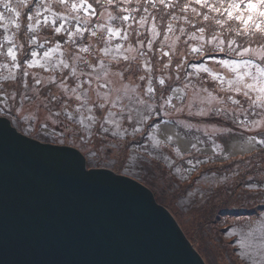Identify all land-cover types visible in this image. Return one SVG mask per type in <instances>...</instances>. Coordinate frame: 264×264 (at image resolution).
<instances>
[{
  "label": "rangeland",
  "instance_id": "374dc122",
  "mask_svg": "<svg viewBox=\"0 0 264 264\" xmlns=\"http://www.w3.org/2000/svg\"><path fill=\"white\" fill-rule=\"evenodd\" d=\"M187 2L173 0L177 4L175 8H165L163 5L152 8L141 0V4L148 7L149 11L144 13L141 8L140 12L131 13L135 21L129 20L123 25L127 28V40L115 37L107 41L105 34L102 41L99 34L92 37L90 32H85L82 39H76V45L66 42L67 34H57L51 25L42 27L37 33L25 35L23 25L26 18L22 15V28L17 38L24 48L18 53L19 59H31L33 49L42 55L59 43L61 51L54 55L53 60L61 52L70 64L74 56L83 58L75 61L79 81L68 75L67 69L63 72L60 69L55 72L31 69L30 73H35L36 78L43 82L36 85L30 75L27 89L19 77L17 81L7 83L6 90L0 89V117L10 120L15 129L30 139L79 150L88 160L89 169L104 168L138 180L154 193L155 201L173 215L205 264H264V146L258 143L264 137L256 135L264 129L256 127L254 123L264 121V115L256 114L259 110L253 112L249 109L242 96L221 92L217 87L218 82L213 81L207 73H200L199 76L195 74L201 64L214 72L226 74L228 70L221 68L216 61H239L240 57L235 53L229 54L227 44L226 52H214L213 58H200L191 53V46L203 43L189 39L195 31L192 25L199 27L204 22L201 17L194 16L190 8L186 13L180 11V6ZM94 7H97V13L102 11L98 6ZM127 7L140 5L133 0ZM57 10L62 11L58 7ZM24 11L27 10H22V13ZM109 11L113 15L120 14L113 9ZM142 15L149 16L144 27L138 23ZM173 15L179 19L172 20ZM185 15L191 24L181 18ZM152 16H155L154 21ZM106 18L107 13L103 17H93L91 27L94 29L98 23H109ZM169 22L175 26L174 33L166 32ZM59 23L57 21V25ZM110 23L114 27L122 25L120 20ZM153 23L161 34L149 50L147 43L151 39ZM73 24L70 21L66 27H72ZM181 27L185 30L183 34L179 31ZM13 31L15 29L10 28L5 33L0 28V42L3 41V35ZM210 32L211 29L206 32V39L210 38ZM30 35H36L37 44L43 47L30 45ZM165 35L171 39L165 41ZM177 36L179 40L173 45ZM229 36V33L224 32L222 38ZM232 38L238 42L247 39ZM138 41H143V47ZM214 43L205 47H214ZM117 44L122 45L119 51L116 50ZM77 45L90 46V53H80ZM106 46L111 48L108 56L101 51ZM247 46L260 48L257 42ZM129 47L139 51L128 52ZM162 51L169 52L171 57V66L167 69L164 65L169 63V56H162ZM139 52L146 55L141 56ZM124 55L130 59L125 61L122 58ZM185 57L187 61L179 72L180 79H177L175 66ZM98 59L104 60L105 68L97 65L93 70L88 67V64H95ZM145 61H150L153 69L154 94L146 92L147 79H139L141 75H146L143 67ZM3 62L5 58L0 57V63ZM186 73L193 75L189 77ZM6 74L7 70H0V75ZM49 76L55 77V83L48 82ZM160 78L165 79L163 86L158 83ZM89 79L92 81L90 88L85 83L83 88L77 89V94L82 97L87 93L84 99L77 101L74 96H70L71 89L77 83ZM61 80L67 85V93L59 87ZM4 83L0 80V84ZM104 84L106 87H98ZM204 88L208 91L202 92ZM195 92H199L200 96L195 98V103L189 108ZM208 93L216 99H211ZM105 94L108 100L115 101V106L105 104L106 110L95 106L103 102L100 97ZM228 95L240 99L243 108L233 104L227 98ZM53 97L57 99L53 100ZM169 98L171 104L165 103ZM65 101L68 111L76 117L75 121L66 119ZM81 104L83 107L77 112ZM201 108L219 111L195 115ZM245 109H248L247 113ZM55 112L61 115L55 117ZM110 112L114 115L109 116ZM81 114L85 118L90 115L96 118V122L87 130L78 123ZM88 123L85 119V124ZM134 129L139 130L134 132Z\"/></svg>",
  "mask_w": 264,
  "mask_h": 264
},
{
  "label": "water",
  "instance_id": "95a60500",
  "mask_svg": "<svg viewBox=\"0 0 264 264\" xmlns=\"http://www.w3.org/2000/svg\"><path fill=\"white\" fill-rule=\"evenodd\" d=\"M0 264H205L139 181L0 117Z\"/></svg>",
  "mask_w": 264,
  "mask_h": 264
},
{
  "label": "snow or ice",
  "instance_id": "6c2138e0",
  "mask_svg": "<svg viewBox=\"0 0 264 264\" xmlns=\"http://www.w3.org/2000/svg\"><path fill=\"white\" fill-rule=\"evenodd\" d=\"M133 0H0V28L4 30L5 33H8L10 28L15 29L11 34L3 35V41L0 42V57L5 58V62L0 63V70H7L6 75H0V80L4 81V84H0V89L6 90L7 83L17 81L18 77L20 82L24 84V87L28 88L27 78L31 75L35 81L36 85H40L43 81L42 79H37L35 73H30L29 70L40 68L45 71L55 72L57 69L68 70V75L76 78L79 81V75L77 74V68L75 66L76 60H83L79 55L72 58L73 63L70 64L67 60L63 58V53L59 57H56L53 60L54 55L57 52L61 51V45L57 43L54 47L50 48L47 51H44L41 55L35 49L31 51V59L21 61L19 59L18 53L22 52L24 45L18 42L17 34L21 31L22 24L21 19L22 15L26 18V23L23 25L25 28V35L37 33L42 27H48L51 25L54 31L57 34L66 33L67 41L73 45H76V39L83 38L85 32H90L92 37H97L99 34V39L104 40L105 34L107 36V41H111L115 37H119L122 40L128 39L127 28L123 25L126 24L129 20L135 21V16L131 15L132 12H140L143 8L144 13H148V7H144L143 4H148L152 8H157L158 5H163L165 8H175L176 3H173V0H135L137 5L140 7L129 8L127 5H131ZM98 6L102 11L97 13ZM57 7L61 10H57ZM189 8L191 13L194 16L201 17L204 22L201 26L197 27L192 25L195 31L191 34L189 39L194 41H203L199 46H191V53L197 54L198 57L203 58L208 56L213 58L214 52L225 53L227 44V52L229 54L235 53L236 56L240 57L239 61L236 59H223L216 61V63L224 69H227L226 74H221L220 72H214L209 67L201 64L195 70V74L199 76L200 73H207L208 76L213 80L217 81V87L221 92L228 94L235 93L238 96L244 98V103L248 104L249 109L256 114L264 115V0H188L187 3L180 6V11L182 13L188 12ZM109 9L116 10L119 15H113L112 11ZM22 10H27L22 13ZM107 13V21L109 23H98L93 29L92 18L99 15L103 17ZM185 21L191 24V20L187 15L181 17ZM151 19L154 21L155 16H152ZM176 16H172V20H177ZM114 20H120L122 25L119 27H114L110 22ZM57 21L60 23L57 25ZM70 21H73L74 24L72 27H66ZM149 21V16H140L138 21L140 27H144ZM131 27V25H128ZM211 29L210 38L206 39V32ZM219 29L220 31H217ZM175 26L172 22H169L166 26V32L174 33ZM151 39L147 43L149 50L153 47V42L160 36V32L157 30V25L152 24L151 27ZM180 33H184V28L179 29ZM224 32L230 34L228 38H222ZM139 35V33H137ZM247 38L243 42H238L237 39L232 37ZM171 39L168 35L164 36V40L167 41ZM179 40V37H175L173 40V45L175 41ZM143 47V41H138ZM214 47H205V45H213ZM252 42H257L260 44L259 49H253L247 45H250ZM28 43L30 45H36V47H43V45L37 44L36 35L28 36ZM187 43V42H186ZM78 51L80 53H90V46H79ZM122 45L117 44L116 50L119 51ZM105 56H108L111 52L110 47H104L101 49ZM128 52L139 51L138 49H133L129 47ZM139 55L145 56L146 53L139 52ZM162 56H169V63L164 65V68L167 69L171 66V57L169 52H161ZM248 56V59L244 57ZM125 61L129 60V56L124 55L122 57ZM113 59H116L113 56ZM135 59V57H131ZM258 60V62H257ZM187 58L185 57L181 62H178L175 66L177 72V79H180L179 72L184 68ZM85 63H87L85 61ZM105 68L104 60L98 59L95 64H88V67L95 70L96 66ZM144 70L146 75H141L140 80L147 79V94H154L155 88L152 86V76L153 71L150 61L144 62ZM84 75V73H80ZM107 75V72H105ZM121 77L123 74H120ZM187 76H192L193 73H186ZM171 78V77H169ZM99 79V77H97ZM49 83H55V77H48ZM87 83L89 88L91 87L92 81L89 79L85 82L77 83L75 88L71 89L70 96H74L77 101H80L86 97L87 93H84V96L77 94L78 88H83L84 84ZM158 83L163 86L165 84V79L160 78ZM226 85V86H225ZM59 87L65 92H68L67 85L61 80ZM98 87H106L104 85H98ZM134 91V90H133ZM202 92H207L206 88L201 89ZM99 96V93H97ZM194 99L192 103L189 104V108L195 103V98H199L200 93L195 92L193 94ZM208 96L211 99H216L212 97L211 93H208ZM228 99L232 100V103L238 105L240 108H243V103L240 99L233 98L232 95H228ZM53 100L57 99L56 97L52 98ZM103 101L95 105L100 109H105V104H111L115 106V101L108 100L105 94L104 97H100ZM85 102H87L85 100ZM203 102V101H201ZM211 100H209V103ZM165 103L171 104V98L165 101ZM83 107V104L77 107L76 111L79 112L80 108ZM65 116L66 119L70 121H75L76 117L71 111L67 109V101H65ZM106 110V109H105ZM91 111V109H89ZM219 111V109H203L195 112V115H207L209 112ZM245 113L248 112V109L244 110ZM192 114V113H190ZM60 112L53 113V116H60ZM114 115L109 113V116ZM85 119L89 121L88 124H85ZM96 122L95 116L83 117L78 123L85 126V130L91 127L92 124ZM53 123H56L53 120ZM241 123H243L241 121ZM256 127L264 129V121L254 122ZM47 127V125H45ZM139 129H134L138 131ZM107 131V129H105ZM258 136L264 137V130L258 131L256 133ZM170 140L171 137H168ZM258 143L264 146V139L258 141ZM195 148V145H192ZM179 152V150H177Z\"/></svg>",
  "mask_w": 264,
  "mask_h": 264
},
{
  "label": "bare ground",
  "instance_id": "6f19581e",
  "mask_svg": "<svg viewBox=\"0 0 264 264\" xmlns=\"http://www.w3.org/2000/svg\"><path fill=\"white\" fill-rule=\"evenodd\" d=\"M84 158H85V157H84ZM85 159H86V158H85ZM87 166H88V160L86 159V168L89 169ZM90 169H92V168H90ZM90 169H89V170H90Z\"/></svg>",
  "mask_w": 264,
  "mask_h": 264
},
{
  "label": "trees",
  "instance_id": "16d2710c",
  "mask_svg": "<svg viewBox=\"0 0 264 264\" xmlns=\"http://www.w3.org/2000/svg\"><path fill=\"white\" fill-rule=\"evenodd\" d=\"M134 180V179H133ZM136 180V179H135ZM138 181V180H137Z\"/></svg>",
  "mask_w": 264,
  "mask_h": 264
}]
</instances>
